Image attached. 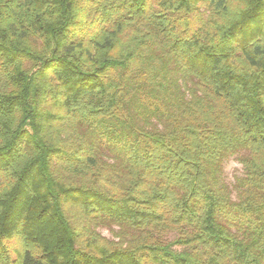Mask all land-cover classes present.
<instances>
[{"label":"trees","instance_id":"16d2710c","mask_svg":"<svg viewBox=\"0 0 264 264\" xmlns=\"http://www.w3.org/2000/svg\"><path fill=\"white\" fill-rule=\"evenodd\" d=\"M0 264H264V0H0Z\"/></svg>","mask_w":264,"mask_h":264},{"label":"rangeland","instance_id":"374dc122","mask_svg":"<svg viewBox=\"0 0 264 264\" xmlns=\"http://www.w3.org/2000/svg\"><path fill=\"white\" fill-rule=\"evenodd\" d=\"M225 166V178L228 182L233 183L235 176H239L243 173V168L241 163L238 161V159L235 158H229L225 161L224 163ZM76 224L78 226L83 225V222L80 221V219L78 220V222H76ZM95 232H97L99 234V236H104L105 238L108 239H117L115 237V232H117V228H105V227H97L94 229Z\"/></svg>","mask_w":264,"mask_h":264}]
</instances>
